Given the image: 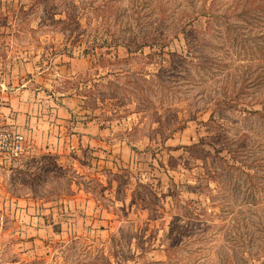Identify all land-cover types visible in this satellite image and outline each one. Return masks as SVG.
<instances>
[{
  "label": "rangeland",
  "instance_id": "1",
  "mask_svg": "<svg viewBox=\"0 0 264 264\" xmlns=\"http://www.w3.org/2000/svg\"><path fill=\"white\" fill-rule=\"evenodd\" d=\"M24 63L107 148L0 166V264H264V0H0Z\"/></svg>",
  "mask_w": 264,
  "mask_h": 264
},
{
  "label": "crops",
  "instance_id": "2",
  "mask_svg": "<svg viewBox=\"0 0 264 264\" xmlns=\"http://www.w3.org/2000/svg\"><path fill=\"white\" fill-rule=\"evenodd\" d=\"M30 64L24 63L22 68L17 71V75L9 78L10 84L6 81L0 83V124L12 125L26 137L27 150L34 152L50 151L61 153L68 148L73 150L92 149L97 152L107 148L105 137L107 130L91 124H78L73 131L79 132L76 136L71 133V126L74 125L76 116L80 112V102L70 97H56L49 94L48 88H32L28 86L32 80L29 77L36 74L35 70H29ZM15 79V81L13 80ZM45 89V90H44ZM50 92V91H49ZM73 121V122H70ZM66 131V132H64ZM69 132L70 137L63 138ZM123 148V152H125ZM13 161L0 155V166L10 168ZM32 205L27 199L11 198L6 186L0 181V212L15 210L16 207H23L18 211ZM34 220L44 223V228L49 230L52 225H46L45 219L32 218L27 223L34 224ZM33 221V222H32ZM38 227H41V223ZM42 232L37 230V234ZM28 239L32 243H38L39 238Z\"/></svg>",
  "mask_w": 264,
  "mask_h": 264
},
{
  "label": "built area",
  "instance_id": "3",
  "mask_svg": "<svg viewBox=\"0 0 264 264\" xmlns=\"http://www.w3.org/2000/svg\"><path fill=\"white\" fill-rule=\"evenodd\" d=\"M27 151V141L24 134L12 125L0 124V155L12 159Z\"/></svg>",
  "mask_w": 264,
  "mask_h": 264
},
{
  "label": "trees",
  "instance_id": "4",
  "mask_svg": "<svg viewBox=\"0 0 264 264\" xmlns=\"http://www.w3.org/2000/svg\"><path fill=\"white\" fill-rule=\"evenodd\" d=\"M54 157V156H53ZM54 158H56V157H54ZM145 187H147V186H145Z\"/></svg>",
  "mask_w": 264,
  "mask_h": 264
}]
</instances>
